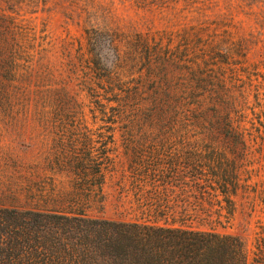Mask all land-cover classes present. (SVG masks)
<instances>
[{
	"label": "trees",
	"instance_id": "1",
	"mask_svg": "<svg viewBox=\"0 0 264 264\" xmlns=\"http://www.w3.org/2000/svg\"><path fill=\"white\" fill-rule=\"evenodd\" d=\"M141 1L169 11L167 25L55 38L20 12L31 0L0 7V125L80 127L87 110L100 124L98 147L88 132L67 143L54 132L55 169L85 186L55 200L64 208L3 210L7 264H264L263 219L252 250L218 230L238 198L264 217V53L249 59L264 33L237 20L264 0L199 20L189 15L206 0ZM108 178L118 218L90 216L94 203L105 213Z\"/></svg>",
	"mask_w": 264,
	"mask_h": 264
},
{
	"label": "rangeland",
	"instance_id": "2",
	"mask_svg": "<svg viewBox=\"0 0 264 264\" xmlns=\"http://www.w3.org/2000/svg\"><path fill=\"white\" fill-rule=\"evenodd\" d=\"M20 12L27 18H31L38 24L45 23L49 32L55 38H63L70 34L80 37L84 28L97 26L121 27L124 29H135L145 31L149 27L163 28L172 18L169 11L159 15L158 12L137 7L135 0H31ZM142 2L141 0H137ZM260 1V0H259ZM229 0H206L207 6L198 12L189 15L193 20L214 18L219 14L227 13L225 9ZM0 7L5 8L4 0H0ZM237 20L242 32L260 37L264 33V5L256 2L251 9L246 8ZM35 12V13H32ZM235 14L237 13L234 11ZM233 12V13H234ZM261 40L264 36L260 37ZM264 53L262 43L252 46L249 52L250 61L254 62ZM77 91V90H73ZM89 114L86 124L80 127L55 128L54 126L26 125L18 127H7L0 125V220L4 218L3 210L16 209L26 211L32 207L36 208H64L56 205L57 201L66 198L70 193L81 192L85 186L84 179L77 173L66 169H55L54 151L60 136L54 132L63 130L65 135L62 140L65 143L72 133L90 134L95 146L100 124ZM82 137V135H81ZM73 138L77 139V136ZM82 140V138H81ZM121 142H119L120 144ZM89 186L96 190L95 180L89 179ZM106 192L109 200L105 213L100 212V207L94 203L89 209V215L116 219L115 209L117 192L113 188V181L108 178ZM33 197V199L31 198ZM68 203H65V207ZM79 209L81 207H78ZM248 205L241 199H237V212L233 222L227 228L218 230L222 233L238 235L243 238L249 250L260 231L259 219L263 216L257 214L250 216ZM6 235L0 228V264H7L4 254L10 252L9 246L5 244ZM15 252H20L14 249ZM15 264H27L25 261H17Z\"/></svg>",
	"mask_w": 264,
	"mask_h": 264
}]
</instances>
